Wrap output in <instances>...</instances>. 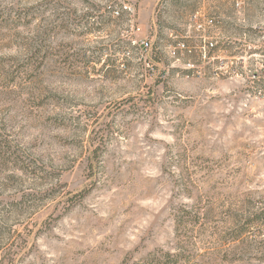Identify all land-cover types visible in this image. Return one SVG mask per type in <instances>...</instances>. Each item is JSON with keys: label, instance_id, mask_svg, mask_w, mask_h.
Returning <instances> with one entry per match:
<instances>
[{"label": "rangeland", "instance_id": "1", "mask_svg": "<svg viewBox=\"0 0 264 264\" xmlns=\"http://www.w3.org/2000/svg\"><path fill=\"white\" fill-rule=\"evenodd\" d=\"M243 1L0 0V264L174 250L185 205L215 217L186 264H264V222L243 232L264 210V0Z\"/></svg>", "mask_w": 264, "mask_h": 264}, {"label": "trees", "instance_id": "2", "mask_svg": "<svg viewBox=\"0 0 264 264\" xmlns=\"http://www.w3.org/2000/svg\"><path fill=\"white\" fill-rule=\"evenodd\" d=\"M212 218L215 217L201 207L194 210L185 205L175 209L174 221L177 248L174 250H168L159 247L153 251H149L145 256L139 259L134 258L132 255H128L121 264H186L193 262L194 254H192L191 249L197 245L195 239L201 238L206 233L205 225L208 221L212 220ZM256 220L264 222V210L259 214H256L255 218L246 219L243 232L250 234ZM235 251L236 248L234 246H229L228 249H225L224 251L219 250L218 253L221 254L224 252L223 257H225V254L228 252ZM213 253L215 255L217 252ZM218 253L217 255H219ZM194 264H201V261L198 259ZM203 264H206L205 261Z\"/></svg>", "mask_w": 264, "mask_h": 264}, {"label": "built area", "instance_id": "3", "mask_svg": "<svg viewBox=\"0 0 264 264\" xmlns=\"http://www.w3.org/2000/svg\"><path fill=\"white\" fill-rule=\"evenodd\" d=\"M243 2H244L243 0H235V4L238 7V9L241 8ZM126 8L132 9V6L131 7H126ZM116 13L119 14L120 12L117 11ZM205 24H208L209 26H214L216 24V17H209V16H207L206 19H205ZM200 26H203V24H201ZM133 43L134 44H137L138 43V39L133 40ZM211 45L213 46L214 43L212 42ZM141 46L143 48H147V47L150 46V43H149L148 40H143V41H141Z\"/></svg>", "mask_w": 264, "mask_h": 264}]
</instances>
